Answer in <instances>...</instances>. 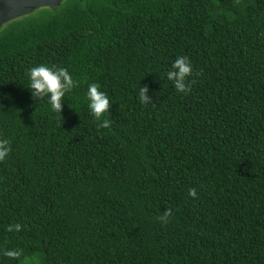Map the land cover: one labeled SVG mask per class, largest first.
<instances>
[{
	"label": "trees",
	"instance_id": "trees-1",
	"mask_svg": "<svg viewBox=\"0 0 264 264\" xmlns=\"http://www.w3.org/2000/svg\"><path fill=\"white\" fill-rule=\"evenodd\" d=\"M37 64L76 82L58 114L26 88ZM3 139L0 264H264V0H62L4 22Z\"/></svg>",
	"mask_w": 264,
	"mask_h": 264
},
{
	"label": "clouds",
	"instance_id": "clouds-1",
	"mask_svg": "<svg viewBox=\"0 0 264 264\" xmlns=\"http://www.w3.org/2000/svg\"><path fill=\"white\" fill-rule=\"evenodd\" d=\"M192 73V65L186 56H177L171 63L170 69L165 73L166 79L171 81L178 93H187L190 89L186 85V77ZM27 89L30 97L35 100H46L47 105L54 113L61 111L62 100L65 95L70 92L76 82L68 69L56 66H47L45 64H37L26 70ZM148 91L146 85L139 86L137 90L138 102L142 105H150L149 97L145 95ZM87 109L89 114L99 122L101 128L109 127V120L101 119L102 115L108 112L109 99L108 96L99 90L96 83H89L86 87ZM153 99V98H151ZM9 141L7 139L0 140V160H3L9 153ZM188 195L196 196L194 188L188 189ZM170 210H165L159 217L162 223H167Z\"/></svg>",
	"mask_w": 264,
	"mask_h": 264
},
{
	"label": "water",
	"instance_id": "water-1",
	"mask_svg": "<svg viewBox=\"0 0 264 264\" xmlns=\"http://www.w3.org/2000/svg\"><path fill=\"white\" fill-rule=\"evenodd\" d=\"M62 0H0V26L41 6H58Z\"/></svg>",
	"mask_w": 264,
	"mask_h": 264
}]
</instances>
